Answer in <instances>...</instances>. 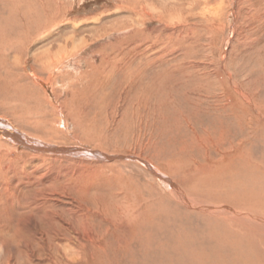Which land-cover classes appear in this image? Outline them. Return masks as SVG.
<instances>
[{
    "label": "rangeland",
    "instance_id": "374dc122",
    "mask_svg": "<svg viewBox=\"0 0 264 264\" xmlns=\"http://www.w3.org/2000/svg\"><path fill=\"white\" fill-rule=\"evenodd\" d=\"M16 1L0 0L2 20L26 9ZM28 1L36 20L57 16L30 45L10 46L7 27L0 41V130L42 139L37 150L0 131V264L143 263L142 247L167 259L155 246L188 241L187 261L207 258L199 234L228 226L185 215L156 173L195 200L264 210V187L251 184L264 175L248 172V152L264 154V0ZM58 49V65L37 74L52 106L18 100L12 86ZM109 55L128 60L100 63Z\"/></svg>",
    "mask_w": 264,
    "mask_h": 264
},
{
    "label": "bare ground",
    "instance_id": "6f19581e",
    "mask_svg": "<svg viewBox=\"0 0 264 264\" xmlns=\"http://www.w3.org/2000/svg\"><path fill=\"white\" fill-rule=\"evenodd\" d=\"M18 1L19 0H17L16 2H18ZM51 1L53 4H56L55 9L58 10V8H60V6L57 5V0H48V3L51 4ZM27 3H30V2L28 0H24L23 5L26 7V9L23 8V10H20V8L18 7L19 5H16L17 3L15 4V2H14L15 6L12 9V12H10V14L13 17L12 21H9V22L7 20L4 21V20H2L4 17H0V41L3 40L4 34H5L4 29L7 27L8 31H10L9 34L13 33L14 34L13 36H15V37L17 36V41H18V43H17L15 41H12L11 39H9L10 40L9 45L11 46L13 44H20V42H22V44L24 46L25 44H29V42L32 41L33 38H35L37 35L38 36L42 35L43 32L45 31V30H43L44 28H47V27H50L53 25L52 22H54V19L57 16L55 14V12H51L50 16H49V14H50L49 13L46 17H44V19H45L44 21L43 20L39 21L38 19L36 20V18L33 16V14L30 15L31 12H29V11L32 10V8L29 6L30 4L25 5ZM20 4H22V3H20ZM39 4L41 5L42 2L39 1ZM41 8H43V12H45L44 8H47V10L50 9L48 11H51L53 7H51V6L43 7L42 6ZM33 13H34V11H33ZM71 42H72V40H71ZM136 48H138V46ZM44 53H43V55H41V56L39 55V57L35 59L36 63L34 62L36 65H39L40 67H37V69L35 67V68H32L30 71H25V75H26L25 79L28 80V83L25 82L26 85H21V84L15 83L12 86L13 91L11 93H13V95L18 97L17 98L18 100L26 98L25 99L26 104L29 101H31L32 99L35 100V99L39 98V100H41L43 102H48V104H51V106H52V103L48 97L49 95H46L47 91L45 89V85H43L44 84L43 80L40 77H38L37 74L44 72L45 67L48 68L49 71H50V69H53L54 66L57 63H59L61 61V59H63V55H62V57H60V59L54 58L55 55L61 56V53H62L61 49H58L57 51L54 52V54L52 53L49 56H47L49 51H46V55ZM47 57H49V59ZM111 58H112L111 56L108 58V60L110 61L109 62L103 57L102 60L100 61V63L105 64V65L107 63H110V64L115 63V67H118V64L123 65L124 62H126L128 60V59H120L119 58V59H116V62L115 61L112 62L113 60H111ZM41 62H42V64H41ZM38 68H40V69H38ZM42 68H44V69H42ZM10 77H11V75H10ZM5 80H6V78H5ZM10 82L11 81H8V83H10ZM45 82L49 83L50 86L51 85L53 86V84L51 82V78L49 75L46 77ZM3 87H4V85H3ZM246 103L251 104L250 100L246 101ZM232 104H234V103H232ZM252 108L253 107H251V109ZM254 108H256V105L254 106ZM205 111H207V110H205ZM208 111H210V110H208ZM26 112H28V111L26 110ZM261 113H263V112H261ZM26 115L28 116V114H26ZM263 118H264L263 114L262 115L260 114V116L257 118L258 123L260 122V125L257 126L258 130H261L264 128V125L261 123ZM240 121H241V119H240ZM2 122H4V121H2ZM2 126H1V128H4ZM0 131H1L2 135H4V137L9 136V138L13 139V141H15V142L20 141V139L17 138L16 133H13L14 131L13 132H9V130L8 131L7 130H0ZM249 132H250V130L248 131V133ZM20 136H22V135H20ZM258 137H260V138L264 137V131H263L262 135L258 136ZM35 139H37V138H35ZM41 140L42 139H37L36 140L37 142L36 141L31 142L32 140H29L30 143H28V145L31 143H36V145H37V144L41 143ZM25 142L26 141H23V143H25ZM31 145L32 146L30 148L33 147V149L38 148L37 150H41V148H39L38 146L35 147V146H33V144H31ZM46 148L48 150L53 151L54 149H50V148H57V147L51 146V147H46ZM263 152H264V148H263ZM81 153L82 152H80V154ZM77 154H79V153H77ZM233 154H235V153H233ZM248 154H249L248 163L250 164L248 172L251 173L250 176H253V181L258 180V181L262 182L263 179L262 180L260 179V174L264 175V171H263L264 154L262 156H258V154H256L253 150L248 152ZM81 155L82 156L86 155L85 157L88 156L86 153H85V155H84V153H82ZM91 155H95L96 157H102V155H104V154L92 152ZM229 158H231V157H229ZM198 169H201V168H198ZM254 170H256V172H254ZM190 171H191V169H190ZM192 174H193V172H192ZM194 174H196V170H194ZM197 174H200V173L197 172ZM156 176L159 177L162 184L165 186V188L168 189L167 192L170 193V195L172 196V199L174 200L176 205L177 206L178 205L184 206V208L187 210V211L186 210L183 211L185 213V215L190 216L192 218H198V219L200 218V219L204 220L203 224H206L204 222H207V224H208L210 222V220H212V221L216 220L217 222L223 223L225 226H228V228H223L222 230L214 231V234L216 237L214 235H209V234L205 235L204 231H203V233L201 232L199 234L200 236L202 235V239L205 240V242H206L205 245H207L208 253H210V255H207V258L205 256H200V258L195 263L191 262V260L193 258L192 254H190V258L188 261H187V259H185L186 255L188 254V248L191 245V243L188 241V244L184 243L185 244L184 246H179V245L155 246V248H160L158 250L161 253L164 251H168L169 256L167 259L163 258V256L157 255V253L154 251L152 253L147 248L142 247V249H140V251L138 253L142 257L150 256V255L151 256L143 263H134V264H160V263H162V264H171V263H173V264H264V210L262 211V209H260V207H258L260 205L255 206V209H249L248 207L241 205L237 202H236V204H233L234 201H229V200L228 201H224V200L220 201L218 199L219 201H217V202H205V201H201L200 199L195 200V199L191 198L188 194L184 193V191H181L179 189V187L175 186L173 183H171V181L169 182L168 181L169 179L167 180L165 178V176H162L159 173H156ZM251 184L253 186L256 185V188L257 189L260 188V190H261L262 186L264 187V183H262L261 185H258L256 183H251ZM238 193H237V195H238ZM253 194H254V191H253ZM253 194H251V192H250L248 194H245L244 196L245 197L249 196L247 198L250 199V197L251 198L254 197ZM252 200L253 199H251V202H252ZM187 208L190 210H188ZM169 210H171V209H169ZM195 210H197V211H195ZM167 214H170V213H167ZM206 225H204V226H206ZM196 230L199 231L198 229H196ZM0 231H2V232H0V234H1L0 236H2L6 232V231H4V229L3 230L0 229ZM176 232L177 231H174L172 233L174 234ZM158 236H162V235L152 232V237L154 239L157 238ZM194 236H196V235L191 234V236H190L189 234H182V235H178L177 237H180V238H182V237H190L191 238L192 237L193 238ZM6 244H8V243H6ZM202 254H205V253L202 252ZM59 257H60V261L59 262L56 261V263L61 264V263H63L64 258H63L62 254ZM43 260H45V259L43 258ZM15 262H16V260H14V257L9 256L8 259L6 260L5 264H16ZM163 262H165V263H163ZM28 264H30V263H28ZM45 264H52V263H50V262L48 263V261H46Z\"/></svg>",
    "mask_w": 264,
    "mask_h": 264
},
{
    "label": "water",
    "instance_id": "95a60500",
    "mask_svg": "<svg viewBox=\"0 0 264 264\" xmlns=\"http://www.w3.org/2000/svg\"><path fill=\"white\" fill-rule=\"evenodd\" d=\"M18 139H20L19 141V144H22L23 146H28V147H31L32 143L31 144H25L23 143V141H26V142H29L28 139H24V138H21L19 135H16ZM30 143V142H29ZM37 147V146H35ZM44 151H50L48 150L47 148H42ZM50 149H54L53 151H56V152H60V153H80V152H83L82 150H79V149H75V148H50ZM84 153V152H83ZM85 155V153H84ZM86 156V155H85ZM94 156V155H93ZM96 157V156H95ZM96 158H99V157H96ZM120 158H127L129 160H136L135 158L133 157H121V156H104L102 155V159H108V160H113V159H120Z\"/></svg>",
    "mask_w": 264,
    "mask_h": 264
}]
</instances>
